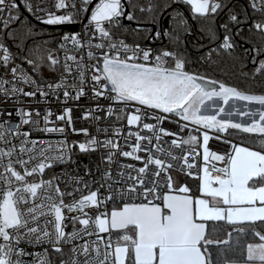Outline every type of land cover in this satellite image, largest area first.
Masks as SVG:
<instances>
[{
	"label": "snow or ice",
	"instance_id": "6c2138e0",
	"mask_svg": "<svg viewBox=\"0 0 264 264\" xmlns=\"http://www.w3.org/2000/svg\"><path fill=\"white\" fill-rule=\"evenodd\" d=\"M41 3L25 0L24 6L45 25L82 23L87 19L83 33L63 35L58 48L67 52V45L71 43L73 50L86 49L87 59L92 63H85L83 56L77 58L66 54L59 82H48L42 76L38 81L28 75L21 66L14 65V60L20 57L13 56L7 40L11 38L14 43L20 40L17 47L22 49L27 39L40 33L23 17L17 0H0V65L17 81L7 88L4 85L10 81L0 79L2 102L6 104L15 98V103H20V96L36 97L37 94L41 97L51 94L58 99L61 90L65 102L70 95L79 100L85 95L86 73H90L94 98L104 97L124 108L134 109L126 115L127 124L142 126L151 135H141L139 131L129 133L135 138L131 151H124L117 143L108 140L105 147L116 149L124 157L142 161L143 166H123L133 170L134 176L131 172L120 171L113 177L106 169L107 194L101 197L98 189L76 200L74 193L81 191L80 188L62 191L59 184L54 183L57 177L43 178L46 169L71 160L70 150L53 154L54 146L50 142L29 139L31 132L21 131V125L31 124L38 132L64 133L63 127H48L51 111L44 115L45 126L41 128L38 110L35 112L37 118H34L32 111L18 109L16 115L21 117L20 124H11L7 117L12 113L7 109L0 110V116L5 117L0 123V141L10 144L9 135L22 138L18 153L14 145L7 150L0 148V264H264V231L255 227L264 225V94H250L190 70L189 60L178 48L153 49L136 42L129 44L117 35V30L124 27V18L140 23L134 15L137 8L152 15L153 25L165 11L172 9V19L177 22L173 32L178 33L179 29L188 32L187 19L173 8L174 4H183L189 7L194 18L207 23L211 40L216 39L215 18L221 13L227 16V21L220 25L225 30L220 48L231 53L237 44L228 34L231 32L229 25L237 29L236 36L245 39L242 26L253 20L248 8L233 0H159L156 3L149 0L146 7L134 4L132 0H127L128 7L122 0H98L95 3L93 0H71L70 3L57 0L54 5L57 10H68L57 15L41 7ZM248 7L253 13H260V18L255 19L248 29L252 34L248 42L255 41L256 46L251 51L256 56L264 55V0H249ZM13 24L20 25L24 31L11 27ZM133 31L139 34L141 29ZM160 35L161 32L156 31L149 34V38L158 39ZM164 35L174 43L180 41L178 34L165 32ZM97 37L101 42L93 43ZM40 52L39 45L28 48L22 59L38 74L45 66L49 71L57 72L61 61L52 54V49H47L46 56ZM10 64L14 66L9 67ZM255 72L264 73V60L259 62ZM69 77H72V83L68 82ZM20 84L30 85L32 90L26 91ZM69 89L74 90V95ZM238 102H254L260 110H243L246 106H238ZM114 111L110 107L108 115L112 116ZM64 112L66 115L57 119L71 124L72 109L66 108ZM257 115L258 119H254ZM233 116H248L250 122L234 121ZM166 121L176 123L179 131L191 124L197 133H202V139L191 133L187 138L171 139V147L184 151L183 146H188L187 151L195 154L197 159L201 155L197 149L202 148V168L189 163L187 155H173L170 149L160 145L163 137L177 136L163 127ZM181 121L185 123L181 124ZM208 130L217 134L216 139H223L230 145L231 151L223 154L211 151L209 141L213 137ZM82 131L86 132V129ZM233 132L257 134L258 148L247 146L243 141L233 142L228 138ZM153 140L156 142L155 152ZM145 141L147 143H142ZM96 143L95 139L88 146L81 143L79 149L87 151ZM142 152L147 153L146 158L140 155ZM157 153L166 154L167 159ZM25 154L27 159L23 158ZM115 154L109 153V162L113 161ZM177 160L183 161L179 170L188 176H193L192 170L196 169L197 194L194 195L193 189L182 181H174L172 161ZM210 161L221 162L222 166L216 167ZM73 180L88 187L82 178L73 177ZM66 196L73 197L71 203H65ZM38 199L40 203H37ZM109 203L112 204L111 210ZM89 207L95 209L94 218L85 212ZM65 209L81 214L70 217L73 223L78 221L83 226L79 231H65ZM49 216L52 219L39 223L41 217ZM222 223L237 233L245 232V226L251 227L252 235L258 238V242L246 245L240 253L242 259L229 255L232 232L227 233V239L212 238ZM82 233L95 234L97 239L91 244H77ZM100 233H108L107 239ZM113 233L117 234L115 242ZM21 245L41 247L43 251L28 252ZM221 245L226 247L221 248ZM214 249L218 251L214 252ZM52 254L58 258L53 260ZM26 256L34 259L29 262L24 259Z\"/></svg>",
	"mask_w": 264,
	"mask_h": 264
},
{
	"label": "built area",
	"instance_id": "2783aa9c",
	"mask_svg": "<svg viewBox=\"0 0 264 264\" xmlns=\"http://www.w3.org/2000/svg\"><path fill=\"white\" fill-rule=\"evenodd\" d=\"M154 0H152L153 2ZM249 4V0H246ZM37 3H41V0H35ZM57 2V0H42L41 7H46L48 10L54 12L55 14H63L64 12L68 10H57L54 5ZM70 3L71 0H68ZM98 2V0H93V3ZM122 2H125L126 7L127 0H122ZM135 2L138 5L147 6L149 3V0H132V3ZM17 3L20 5L21 9H27L25 8V0H17ZM130 11V9L128 8ZM28 12V11H27ZM30 17L36 21L41 23L39 20L35 18V16L32 13H29ZM6 17V13L3 14ZM41 15H45V13H41ZM128 21L126 18L122 20V23ZM87 24V19H83L82 23H72L71 25L75 26L76 31L74 33L80 32L83 33L84 25ZM65 25V24H62ZM62 25H56V26H62ZM0 30H2V23H0ZM161 32L160 37H168L164 35L165 32H169V30L165 28H161L160 30H157ZM156 32V31H155ZM72 34V33H68ZM192 35V34H190ZM122 38V37H121ZM125 39V38H123ZM126 40V39H125ZM101 42L99 38H94L93 43H99ZM127 43L132 44L134 42H130L126 40ZM146 47H151L155 49L151 45H141ZM76 55L77 58H80L81 56L84 57L85 63H92L91 61H88L87 59V50L82 51H76L73 50L71 43L67 45V52L63 50V52L56 57L61 61V72H63V63H64V57L65 55ZM2 59V57H0ZM71 63V62H70ZM14 65H19L23 68L22 65L16 63L14 61ZM13 64H10L9 67L14 66ZM24 71L31 75L34 79H37L35 76L30 74L25 68H23ZM20 73L18 72L17 75ZM75 75V72L73 73ZM0 79H6L10 81L8 84L4 85V87L11 88L13 84L17 83L15 78L12 76L10 72L6 73L5 69L2 65H0ZM39 81V80H38ZM51 82H59V75L58 77ZM68 82L72 83V77L68 78ZM19 86L24 87V89L32 90L30 85H23L20 84ZM85 89V95L82 96L79 100L73 99L72 96L67 99V102H65V98L63 96L62 90L58 92L59 98L55 95H49L47 97H41L39 94H37L36 97H19L20 103H15V98L9 99L8 102L5 104L2 101L4 100V97L2 93H0V110L7 109L8 112L12 113L11 116H8L7 119L11 124H20L21 123V117L16 115V112L18 109L23 108L25 111H32L35 117V112L38 110L40 112V117L38 119L40 120V127H44V115L51 111L52 116L49 117L50 123L48 124V127H55L60 128L63 127L65 129L64 133L60 132H52V133H46V132H38L35 130L34 126L29 125H21V131H30L31 136L29 139H34L37 141H47L50 142L54 146L53 154L55 152L59 151H69L71 155V160L59 163L55 165L51 169H46L45 173L43 175V178L45 180L51 179L53 177H57L58 179L54 181V183L59 184L60 189L62 191H73L74 188H80L81 191L75 192L74 196L76 200H79L81 196L87 195L89 191H97L99 189V195L102 197L103 195H106V181L104 179V173L105 170H110L113 177L117 175L118 172L124 171L125 173L131 172V174L134 176L135 172L130 169H126L123 166L132 164L135 168H139L143 166L142 161L133 160L129 157H124L120 155V153L116 149H111L110 147H105V143L108 140H112L114 143H117L120 147V149L124 151H131V146L135 143L134 136H129V133H135L139 131L141 135H151V133H148L146 129H143L141 127H137L136 125H128L126 120V115L130 111H134V109L124 108V106L117 104L114 101H110L105 99L104 97H100L99 99L94 98V93L91 90L92 89V83L90 80V73H86V83L83 85ZM69 91L74 95V90L69 89ZM114 109V114L112 116L108 115V109L109 108ZM66 108H71V116H72V122L71 124H67L65 121L58 120L57 117L60 115H66L64 110ZM91 112V115H88V113ZM87 117V118H85ZM98 117V119H97ZM119 117V118H118ZM67 118V117H66ZM5 117L0 116V123H3ZM176 120H179V118H175ZM147 122H154L151 120H148ZM185 123L183 121L180 122ZM7 127V125H5ZM163 127L167 130H170L174 133H177L176 137H163L160 141V145L168 150L170 149L173 152V155L176 156H188L189 163H195L198 164L201 168L204 166V161L202 157L201 148H198L197 151L201 153L200 158L197 159L195 154L189 153L187 151L188 146H183L184 151L181 149H177L174 147H171V139L180 137L187 138V134L194 132L197 133L194 130V126L189 124V127L185 129L184 131L178 130V125L173 122L166 121L163 124ZM75 129V131H73ZM82 131V130H85ZM209 135L213 138L209 141V149L211 151L218 152L220 154H223L224 152H230L231 147L228 144H225L223 142V139H216L215 134L212 130H208ZM221 137L224 136V134H219ZM229 138V137H228ZM8 139L11 141L10 144H5L3 141H0V148H3L7 150L9 147H12L13 145L16 148V152H19L20 147V141L22 138H17L13 135H9ZM95 139L97 143L95 145H90L88 147L87 151H80L79 144L84 143L86 146L89 145V142L91 140ZM231 139V138H229ZM233 141V139H231ZM66 141L67 143L64 144L62 142ZM142 143H147L142 142ZM235 143H240L236 141ZM155 140H153L152 148L155 152ZM110 152H115L116 154L113 156V161L109 162L108 155ZM140 155L144 158H146L147 153L142 152ZM157 155H162V158L167 159L166 154H160L157 153ZM16 158V155L14 154L13 159ZM24 159H27V154L24 155ZM6 162V161H5ZM174 168L171 171V174L173 176L174 181L179 179H185V178H192L196 179V169L194 168L193 176H188L186 172H182L179 170V166L183 165L182 160L172 161ZM211 163H215L216 167H221V162L216 161H210ZM0 171H2V168H0ZM200 175H202V171L200 172ZM73 177L82 178L83 182H86L88 187L85 188L83 183L77 184L75 180H73ZM179 178V179H178ZM101 184H104L105 187H100ZM115 187H122L123 185H114ZM73 200L72 196H66L65 197V203H71ZM41 201L38 199L37 203H40ZM112 204L109 203L108 208L111 210ZM101 211H103V207H101ZM85 212H87L89 215L93 216L95 215V209L89 207L85 209ZM65 231L71 232L73 229L80 230L83 226L79 224V222L73 223L70 217L81 215L77 212H68L65 209ZM83 218V217H82ZM45 219H52L51 216L49 217H41L39 223L43 224ZM49 230H51V225H49ZM100 236L104 237L106 240L108 237V233H100ZM97 235H87L86 233H82V238L78 239L76 241L77 244H83L85 242L92 243L93 241H96ZM112 239L115 242L117 237L115 234H112ZM22 247H25L26 251L28 252H42L43 248L41 247H29L27 245H21ZM102 246V245H101ZM54 254H52L51 258L54 260ZM25 260L31 262L34 257L33 256H26L24 257Z\"/></svg>",
	"mask_w": 264,
	"mask_h": 264
},
{
	"label": "trees",
	"instance_id": "16d2710c",
	"mask_svg": "<svg viewBox=\"0 0 264 264\" xmlns=\"http://www.w3.org/2000/svg\"><path fill=\"white\" fill-rule=\"evenodd\" d=\"M156 2H159V0L153 1V3ZM233 2H238L239 5L247 7L249 14L253 16V20H250L246 26H242L245 29L242 33L245 37L243 40L240 36L235 35L237 29L229 25L231 32L228 34L233 36L237 44L235 50L231 53L220 48V44L225 35V30L220 25L227 21V16L224 13H221L215 18L214 27L216 30V39L211 40L207 30V23L194 18L189 7L183 4H174L173 8L182 12L187 19L189 25L188 32H185L183 29H179L178 33L173 32V29L177 28V22L172 19V16L174 15L172 9L165 11L164 14L160 16L158 23L153 25L151 23L152 15L148 12H140L137 8L134 15L140 23L138 24L136 21L123 22L122 24L124 27L117 30V35L130 42L140 43L141 45H151L155 49L166 48L168 50H173L178 48L189 60L190 70L199 72L210 79L224 82L229 86L237 87L239 90L250 94H264V73L255 72L259 62L264 60V55L256 56L254 52L251 51V49L256 46L255 41L252 43L248 42V38L252 35L248 29L251 28V24L255 19L260 18V13H253V10L248 7L249 4L246 0H233ZM133 3L137 4L135 2ZM129 9L132 11L131 8ZM237 11H239V8H237ZM21 12L23 17H25L27 21H31V24L40 34L34 36L32 39H27L22 49L17 47L20 40H17L15 43L11 38L7 40V46L13 56L20 57L16 58L14 61L22 65L23 68L38 80L39 77L42 76L43 79L48 82L54 81L61 72V66H58V71L55 73L49 71L45 66L38 74L22 59V56L27 55L28 48L35 47L36 45L40 46V54L46 56L47 49L51 48L52 54L56 53L55 55L59 56L63 52V50L58 48V44L61 42L60 38L65 34L74 33L76 28L71 24H65L62 26L45 25L34 21L25 9H21ZM241 19H243V16H241ZM11 27L18 28L21 32L24 31V29L18 24H13ZM165 27L169 32H172L173 35H179V43L172 42L169 37H159L158 39L149 38V34H154L155 31ZM202 27L204 28L203 31H201ZM136 28L141 29L139 34L133 31V29ZM44 41H48L49 43L45 44ZM210 52L211 56L209 57ZM253 61H255V63ZM256 135L257 134L233 132L229 138L238 142L243 141L244 144L258 148L259 145ZM184 183L193 189L194 195L197 194L196 188L199 184L197 179L185 178ZM255 227L258 230L264 231V225H256ZM228 232H232L229 255H235L242 259L240 253L244 251L246 245L248 243L258 242V238L252 235L251 227L245 226V232L237 233L233 231L231 226L223 223L213 233L212 238L220 240L227 239ZM220 247L224 248L226 246L221 245ZM215 251H218V249H214V252ZM57 258L58 257L55 255L54 260Z\"/></svg>",
	"mask_w": 264,
	"mask_h": 264
},
{
	"label": "rangeland",
	"instance_id": "374dc122",
	"mask_svg": "<svg viewBox=\"0 0 264 264\" xmlns=\"http://www.w3.org/2000/svg\"><path fill=\"white\" fill-rule=\"evenodd\" d=\"M56 53H53V55L56 57L55 55ZM240 104H243L246 106L245 109L243 110H249V111H257V110H260V106L259 105H256L254 102L252 104H248L247 102H238V106ZM254 119H258V115L253 117ZM232 119L234 121H237V122H250V118L248 116H233ZM193 135H200L201 136V139H202V133L200 134H196L195 132L193 133ZM233 142H236V140L233 139ZM201 152H202V148L200 149Z\"/></svg>",
	"mask_w": 264,
	"mask_h": 264
},
{
	"label": "crops",
	"instance_id": "0c3cea01",
	"mask_svg": "<svg viewBox=\"0 0 264 264\" xmlns=\"http://www.w3.org/2000/svg\"><path fill=\"white\" fill-rule=\"evenodd\" d=\"M245 145H247V144H245ZM247 146H250V145H247ZM250 147H253V146H250ZM253 148H255V147H253ZM179 179V178H178ZM179 181H182L183 183H184V179H179ZM105 234V233H104ZM115 234V236L117 237V234L116 233H114Z\"/></svg>",
	"mask_w": 264,
	"mask_h": 264
}]
</instances>
